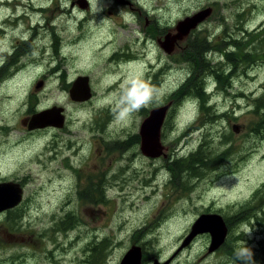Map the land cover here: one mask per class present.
<instances>
[{"label": "rangeland", "instance_id": "rangeland-1", "mask_svg": "<svg viewBox=\"0 0 264 264\" xmlns=\"http://www.w3.org/2000/svg\"><path fill=\"white\" fill-rule=\"evenodd\" d=\"M58 1L64 5L63 0ZM160 1H152L159 10L147 15L171 30L213 3L211 16L199 22L201 29L192 40L202 44L210 64L222 63L223 74L232 69H228L224 52L251 50L253 36L264 26V0ZM108 2L100 0L95 14H84L83 24L78 15L57 18L64 36L60 66L65 81L49 77L40 84L31 72L20 71L0 90V180L6 176L25 181L22 204L17 205L20 210L0 211V264H83L104 239L109 241L103 251L104 264H119L130 241L136 239L138 245L147 242L146 255L159 262L233 264L234 258L227 262L224 257L243 242L239 228L255 222L260 231L248 243L254 246L258 264H264L259 261L264 254L260 245L264 243V134L259 133L264 131L255 126L257 117L251 112L264 93V59L253 56L235 65L225 90L217 89L212 77H206L208 100L218 115L211 118L192 94L184 95L178 103L170 101L173 91L197 68L187 60V50L172 52L169 46L172 53H167L144 33L149 25L144 15L140 22L125 10L111 17L99 10ZM120 15L125 20L121 21ZM110 30L115 39L111 47L107 44ZM236 40L241 48L236 47ZM189 42L187 39L186 46ZM180 45L185 47V43ZM112 51L120 56L111 61L128 54L134 61L119 66L105 63ZM133 72L142 74L164 95L159 104L142 109L131 122L122 124L114 118L111 104ZM82 75L88 76L92 95L86 101H74L69 96V81ZM167 103L160 136L166 156L152 158L140 149L121 145L132 130L138 134L140 122L151 110ZM53 105L63 107L64 125L28 133L22 121ZM204 125L206 130H202ZM138 140L137 147L139 134ZM202 141L213 156H224L223 165L190 179L186 194L177 188L172 191L164 159L189 157ZM242 208L248 210L244 216L238 213ZM202 212L238 218L229 226L230 248L221 243L209 252L207 233L195 235L182 246ZM71 215L75 226L58 224ZM222 258L225 262H220Z\"/></svg>", "mask_w": 264, "mask_h": 264}, {"label": "flooded vegetation", "instance_id": "flooded-vegetation-1", "mask_svg": "<svg viewBox=\"0 0 264 264\" xmlns=\"http://www.w3.org/2000/svg\"><path fill=\"white\" fill-rule=\"evenodd\" d=\"M152 1L161 2L160 0H148L147 2H144V0H109L107 5H101L100 8L103 9L102 12H107L111 17L119 10H125L127 11L126 13H131L134 16L135 22H140L142 18L141 15H144L147 21L146 23L149 24L148 27L145 29L143 28L145 30L144 33L156 40V43L164 50V43L166 38L169 37L172 39L175 38L172 52L180 48L184 51L186 48L192 46L194 44L192 39L195 36L196 30L201 29V27H199L200 25H198L199 23H197V27L192 29L193 31H189L187 36L181 39L179 37L177 38L178 35H176L177 30L175 28L171 30L170 26H166V23L163 21L158 22L154 17L147 15L151 11L159 10V6L151 5ZM63 2L64 5L62 6L59 4L58 0H0V90H2V86L7 80L16 76L20 71L31 72L34 78H38L40 84L45 83L49 77H53L55 80L60 78V80L65 81L64 68L60 66L63 63L61 55L65 54L63 46L64 36L59 32L60 22L57 21V18L65 15L68 17H75L78 15L79 20L83 24L86 20L83 15L91 13L92 9L89 0H63ZM204 5H206V3ZM59 6L63 10L58 8ZM204 7H208L211 10L210 14L203 19L205 21L213 12V3ZM57 12L60 13L58 14ZM120 20H125V16L120 15ZM204 21H202V23ZM120 25L123 27L124 23H120ZM111 33L112 31L110 30V37H108L107 42L110 47L114 42V37ZM187 39H189L190 42L186 46ZM118 42H120V39ZM181 43H185V47L181 46ZM159 45L156 47L158 50L161 49ZM172 52L167 51L169 54ZM57 55H60V58H58ZM67 55L69 56V54ZM117 56L120 55H116V52L112 51L109 57L104 58L106 61L105 63H114L119 66L120 64H128L134 61L132 54L123 56L116 61H111ZM74 80L69 81L71 85ZM39 130L40 129L29 130L28 133L32 134L34 131L38 132ZM1 179L0 182L9 180L17 181L23 187V183H21L22 179L20 178H8L5 176ZM21 202L22 200L18 205ZM12 208L18 209V206ZM10 209L11 208L5 209L2 213ZM229 234L230 229L227 226V234L222 244L229 238ZM260 245L264 248V243ZM218 248H220V246ZM147 257L149 258L141 260L140 264H152L155 259L159 260L153 255H147ZM226 257L228 258L227 255ZM232 258L230 260H232ZM259 261H264V254L261 255ZM170 262L171 259L168 264H170ZM220 262L225 261L222 258Z\"/></svg>", "mask_w": 264, "mask_h": 264}, {"label": "trees", "instance_id": "trees-1", "mask_svg": "<svg viewBox=\"0 0 264 264\" xmlns=\"http://www.w3.org/2000/svg\"><path fill=\"white\" fill-rule=\"evenodd\" d=\"M253 38L255 39V42H254L255 44L252 43L254 45L249 51H245L242 54H241V51L232 52V54L231 53L227 54L228 51L224 52L223 56L228 61V69L232 67L231 71L230 72L227 71V73L225 74H223V71L221 70L222 68L221 62L220 63L216 62L215 64L209 63L208 56H204L205 52H204L203 47H201L202 45L201 43L193 44L192 46H190L189 49H186L187 50V53H186L187 60L190 61L192 64H195L197 68L195 70V73L192 76L188 77L184 81V83L178 86L180 87L179 90L173 91L174 96H173V99L170 100L171 103H178L184 95L192 94L196 98H198L200 102L199 107L202 111L207 110L211 118L214 116H218L212 112V106L210 105V102L208 100L209 94L206 92L208 86L206 87L204 85L205 82L208 83L206 80V77L207 76L212 77L213 81L216 84L217 89L225 90L229 85V77L231 74H233L234 69L236 67L235 65L239 64V62L242 63L244 61H248L247 59L252 58L253 56H259L264 59V52L262 51L263 44H264V26L256 35L253 36ZM236 44H237L236 47L241 48V44L239 40H236ZM259 97L260 98H257L255 100L254 108L251 110V112L255 114L257 117L255 126L260 127L264 131V93H262ZM202 130H206V125L202 127ZM263 134L264 133H259V136H262ZM126 139L127 141L121 145L128 147V148L139 150V147H137L138 141H139L138 134L135 133L134 130H132L127 135ZM139 145H140V142H139ZM204 146H205L204 142L203 141L200 142L197 148L198 150L197 151L195 150L196 152L194 151L193 154L190 153L189 157L187 156L184 158L181 156H177L173 159L171 157L164 159V167L169 173L168 180H169V184L170 183L172 184L171 185L172 191L176 190L177 188L180 194H186L187 191L189 190L190 179H193L194 177L200 178L206 172L204 170H207V171L211 169L215 170L218 167H220V165H223L221 161L223 160L224 156H220L221 153L213 156V154L210 151L206 150ZM24 182L25 181H23L22 179L21 183H24ZM259 191H261V189L255 192L254 195L257 196V193ZM21 204L22 203H20L19 205L21 206ZM17 210H20V208L18 207ZM247 211L248 210H246V208L245 209L242 208L239 210L238 213L244 216L245 213H247ZM202 213H209V212H202ZM72 217L73 216L71 215L69 219L65 217L64 220H61V221L58 220L57 222H60L58 224L61 226H65L71 223L69 226V228H71L75 226L72 223L73 221ZM223 219L226 225L229 227L232 224L231 222L233 223L236 222L238 218L232 217V218L227 219L225 216L223 217ZM67 220H69L67 223L62 224L63 222ZM139 229H142V228H139ZM139 229H136V230H139ZM140 231H143V230H140ZM228 239L229 238H227L224 244L228 246V248H230L229 244L227 243ZM136 240L139 243V240L138 239ZM108 242H109L108 240L104 239V241L99 246H95L94 244H91L95 247L93 248L92 252L89 254L87 260H84L85 264H104L103 263V251L109 245ZM130 242L132 244L137 243V242L133 243L132 240ZM147 244H148L147 242H144V244L142 245L141 243L139 244V246L141 247V260H145L146 258H149L147 257L146 251L144 250ZM227 256L228 258L225 257V259L227 262H229V260L233 257V250L231 248L229 249Z\"/></svg>", "mask_w": 264, "mask_h": 264}, {"label": "water", "instance_id": "water-1", "mask_svg": "<svg viewBox=\"0 0 264 264\" xmlns=\"http://www.w3.org/2000/svg\"><path fill=\"white\" fill-rule=\"evenodd\" d=\"M210 8L199 10L191 16L185 17L176 25L177 38L180 39L187 36L189 31L196 27L210 14ZM172 38H166L164 47L168 52L173 48ZM88 76H78L69 88V96L74 101H86L91 97V88L88 83ZM170 103L160 108H155L149 112V116L140 122L138 134L140 137L139 149L145 156L158 157L164 155L165 147L160 142L161 126L164 120L165 112L168 110ZM28 130L42 129L49 126L62 127L64 125L63 107L51 106L40 111L34 112L28 118L22 121ZM165 156V155H164ZM23 188L16 181L0 182V211L14 207L22 199ZM199 233H208L210 236L209 252L214 251L221 245L227 234V225L219 213H201L195 221H193L188 235L183 240L182 246L188 245L193 237ZM141 247L136 244L130 245L124 255L121 257L119 264H140ZM169 260L159 262L156 259L152 264H168Z\"/></svg>", "mask_w": 264, "mask_h": 264}, {"label": "clouds", "instance_id": "clouds-1", "mask_svg": "<svg viewBox=\"0 0 264 264\" xmlns=\"http://www.w3.org/2000/svg\"><path fill=\"white\" fill-rule=\"evenodd\" d=\"M89 4L95 14L98 11L100 0H89ZM99 10L103 9L99 8ZM163 95V91L144 79L142 74L133 72L121 84L120 93L111 104V111L118 122L127 124L142 109L153 104H159ZM261 221L264 222V220ZM258 231H260V226L256 222L252 224L245 223L239 228L238 236L243 242L233 250V264H258L255 258L254 246L248 243L249 240L255 238Z\"/></svg>", "mask_w": 264, "mask_h": 264}]
</instances>
